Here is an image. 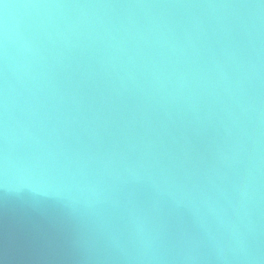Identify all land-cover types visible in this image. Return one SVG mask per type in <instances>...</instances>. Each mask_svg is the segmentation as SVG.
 <instances>
[{
  "label": "water",
  "instance_id": "water-1",
  "mask_svg": "<svg viewBox=\"0 0 264 264\" xmlns=\"http://www.w3.org/2000/svg\"><path fill=\"white\" fill-rule=\"evenodd\" d=\"M0 264H264V0H0Z\"/></svg>",
  "mask_w": 264,
  "mask_h": 264
}]
</instances>
